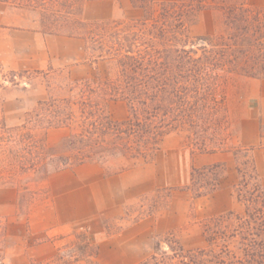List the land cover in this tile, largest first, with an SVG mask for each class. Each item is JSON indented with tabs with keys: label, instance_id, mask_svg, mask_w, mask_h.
I'll list each match as a JSON object with an SVG mask.
<instances>
[{
	"label": "trees",
	"instance_id": "16d2710c",
	"mask_svg": "<svg viewBox=\"0 0 264 264\" xmlns=\"http://www.w3.org/2000/svg\"><path fill=\"white\" fill-rule=\"evenodd\" d=\"M189 1L162 3L160 11L153 13L150 0H132L134 5L147 10L144 19L133 25L134 29L109 38L92 37L98 48L107 47L103 51L108 57H100L110 62L106 77L77 83L71 88L77 90L74 97L39 100L26 112L21 125L8 126L2 117L0 130L6 134L7 143L0 144V152L12 155L11 170L20 167L47 175L95 159H120L124 163L117 171L120 172L152 159L165 136L172 132L181 134L193 152L227 149L233 136L226 94L230 80L234 76L264 77V11L232 7L228 12L227 36L191 38L184 31L185 22L203 0ZM0 2L40 9L43 20L52 24L74 11L79 0ZM73 23L86 25L81 18ZM113 25L123 27L119 22ZM117 100L128 107L123 121L113 120L105 109L108 102ZM76 109L81 117L80 128L71 134L67 154L55 155L46 144V132L72 125ZM16 141L22 145V156L18 150L7 147L8 142ZM242 149L251 162L253 180L248 195L239 193L245 212L222 216L208 225L205 248L184 255L183 249L171 247L174 254L190 263L264 264V186L257 178L248 149ZM197 170L194 168L193 174ZM207 186L205 192L215 190L218 178Z\"/></svg>",
	"mask_w": 264,
	"mask_h": 264
},
{
	"label": "rangeland",
	"instance_id": "374dc122",
	"mask_svg": "<svg viewBox=\"0 0 264 264\" xmlns=\"http://www.w3.org/2000/svg\"><path fill=\"white\" fill-rule=\"evenodd\" d=\"M89 1L95 0H79L74 11L63 14L52 24L43 20L40 9L0 2V31L19 29L40 30L48 35L81 34L93 65L90 77L82 79L72 76L68 67L49 65L41 70L28 71L0 67V119L3 117L8 126L23 124L26 112L32 110L39 100L74 97L77 90L71 91V88L77 83L106 77L110 62L100 57H108L103 51L107 47L98 48L92 37L109 38L110 35L131 31L147 12L134 5L132 0H100L85 13L84 6ZM150 2L153 13H158L165 2L191 3L189 0ZM240 6L262 12L264 0H203L193 16L186 20L184 31L191 38L227 36L230 32L229 9ZM76 18L84 20L86 25H75L73 20ZM114 22L122 23L123 27L114 26ZM245 78L234 76L230 80L226 89L228 108L237 107L235 103L244 98ZM105 109L115 121H123L128 116L124 101H110ZM80 125L81 117L76 109L72 125L48 129L46 144L50 151L55 155L67 154L69 138ZM37 132L39 135L42 133L40 129ZM6 137L0 130V144L6 146ZM16 142H8L7 147L18 150L22 156L19 148L22 145ZM221 152L225 154L221 161L206 163L211 159L199 158L200 154L206 153L193 152L181 134H168L152 159L131 167L142 169L143 183L137 187L142 192L125 205L123 214L109 220L102 216L104 220L96 228L85 221L68 229L46 228L50 224L36 216L39 204H46L47 211L51 208V193L45 182L53 173L43 175L40 171H25L20 167L11 170L9 163L12 155L8 151L0 152V189L3 191L0 196V264H109L118 254L108 249L100 254V243L112 246L111 239L127 238L133 233L142 238L144 245L142 261L138 264H193L174 254L171 247L174 245V248L183 249L184 255L205 248L206 227L222 216L244 214L245 204L239 200V193L248 195L247 191L253 185L251 162L237 144L235 134L227 149ZM85 163L99 165L105 174L117 173L124 164L120 159H95ZM212 165L218 167L210 169ZM194 168L198 170L193 174ZM216 177L218 186L205 192L207 183L213 182ZM202 191L204 195H196ZM153 255L156 257L153 258Z\"/></svg>",
	"mask_w": 264,
	"mask_h": 264
},
{
	"label": "crops",
	"instance_id": "0c3cea01",
	"mask_svg": "<svg viewBox=\"0 0 264 264\" xmlns=\"http://www.w3.org/2000/svg\"><path fill=\"white\" fill-rule=\"evenodd\" d=\"M99 2H87L84 12ZM90 58L86 41L80 36L48 35L40 30L0 31V67L5 69L68 67L72 76L82 79L93 73ZM244 82V98L235 103L237 107L228 108L231 130L237 144L248 149L257 178L264 186V77H246ZM202 156L211 159L206 163H212L221 161L225 154L218 151L200 154L199 158ZM141 170L136 167L105 174L99 165L85 163L55 172L45 182L51 193V208L47 211L46 204H39L36 216L50 224L46 228L68 229L85 221L96 228L104 219L123 214L125 205L141 195L142 190L137 189L143 183ZM141 239L135 233L127 238L111 239L112 246L100 243L99 251L102 254L108 249L118 254L109 264H138L144 251Z\"/></svg>",
	"mask_w": 264,
	"mask_h": 264
}]
</instances>
